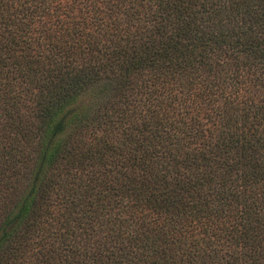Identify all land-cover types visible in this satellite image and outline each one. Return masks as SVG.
I'll list each match as a JSON object with an SVG mask.
<instances>
[{"label":"trees","instance_id":"trees-1","mask_svg":"<svg viewBox=\"0 0 264 264\" xmlns=\"http://www.w3.org/2000/svg\"><path fill=\"white\" fill-rule=\"evenodd\" d=\"M0 264H264V0H0Z\"/></svg>","mask_w":264,"mask_h":264}]
</instances>
